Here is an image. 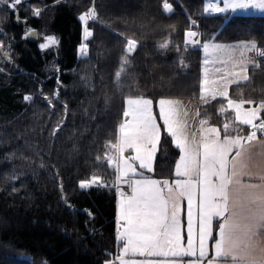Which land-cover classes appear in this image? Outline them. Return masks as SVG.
I'll list each match as a JSON object with an SVG mask.
<instances>
[{
  "label": "trees",
  "instance_id": "trees-1",
  "mask_svg": "<svg viewBox=\"0 0 264 264\" xmlns=\"http://www.w3.org/2000/svg\"><path fill=\"white\" fill-rule=\"evenodd\" d=\"M168 2L171 13L163 10V0H23L16 10L0 6V45L11 49L10 61L0 55V264H104L117 253L114 169L104 159V144L115 138L126 95L153 99L156 114L161 97H199L203 53L183 49L189 16L202 41L215 34L264 47V15L205 14L206 0ZM89 8L97 20L88 22L92 35L83 40L79 16ZM34 9H40L38 16ZM27 28L55 35L59 43L42 50L38 40L25 38ZM120 33L138 43L117 88L126 44ZM165 37L181 46L179 54L174 47L157 48ZM248 75V81L230 86L229 95L256 105L264 99V58ZM25 94L32 99L25 101ZM221 102L218 97L201 103L200 118L222 127ZM178 155L162 127L155 177L171 179ZM93 174L108 186L81 189L79 181Z\"/></svg>",
  "mask_w": 264,
  "mask_h": 264
},
{
  "label": "snow or ice",
  "instance_id": "snow-or-ice-1",
  "mask_svg": "<svg viewBox=\"0 0 264 264\" xmlns=\"http://www.w3.org/2000/svg\"><path fill=\"white\" fill-rule=\"evenodd\" d=\"M22 2L0 0V6L16 10ZM162 7L166 13L173 12L168 0H163ZM202 11L226 17L238 12L264 13V0H206ZM33 12L38 16L40 9ZM188 19L183 49L186 52L198 48L203 53L199 99L208 104L210 99L222 98L217 111L225 116L223 126L200 118L205 114L199 110L192 117L198 123L190 125L183 101L165 97L157 101L161 126L153 111V99L140 94L123 97L122 122L117 125L114 140L104 144V159L114 169L112 186L118 194L117 253L104 264H264V99L255 107L245 108L254 101L241 96L232 98L228 90L229 85L250 79L249 64L253 68L258 64L248 53L264 57V48H259L255 40L217 42L215 34L202 41L199 37L204 34L192 30L197 21L190 16ZM79 20L87 39L92 35L88 22L97 20L95 8L81 13ZM166 27L175 31L174 25ZM35 35V30L26 29L25 37ZM120 36L126 44L115 73L117 88L122 87L121 80L130 65L129 54L138 43L123 33ZM58 43L57 37L46 35L39 47L43 50ZM156 46L161 50L174 47L178 54L181 47L169 37ZM86 49L87 44L82 43L81 55ZM0 55L9 57L2 47ZM180 63L184 65L182 56ZM31 99L30 94L24 95L25 101ZM45 99L52 104L51 98ZM162 127L179 152L171 179L154 175L153 159ZM96 160L99 162L101 157ZM93 185L108 186L95 174L79 181L81 189ZM185 201L186 239L181 216ZM7 259L13 257L9 255Z\"/></svg>",
  "mask_w": 264,
  "mask_h": 264
},
{
  "label": "crops",
  "instance_id": "crops-1",
  "mask_svg": "<svg viewBox=\"0 0 264 264\" xmlns=\"http://www.w3.org/2000/svg\"><path fill=\"white\" fill-rule=\"evenodd\" d=\"M236 15H241V16H248V15H264V13H262V12H259V11H257V12H249V13H236ZM194 31H197V30H194ZM249 40H251V39H239V40H234V41H222V40H219V39H216V41L217 42H222V43H226V44H231V43H235V42H237V41H249ZM257 46L259 47V48H264V47H262V46H259L258 44H257ZM248 55L249 56H251V57H253V59L255 60V62L258 64L259 63V61L262 59V58H264V57H258V56H256V53L255 52H250V53H248ZM250 67H252V65L251 64H249V66H248V69L250 68ZM240 82H244V81H240ZM240 82H238V83H240ZM233 85V84H232ZM230 86L231 85H229V87H228V90H229V88H230ZM218 98V97H217ZM177 99H181L182 101H183V103H184V105H185V107L187 108V110L189 111V124L191 125V124H194V123H198V121H194L193 119H192V117L195 115V113L197 112V110H199V106H200V104L202 103L201 101H200V99H199V97L198 98H177ZM211 100V99H210ZM158 101V100H157ZM157 101H156V103H155V109H156V111H157V114H158V111H159V109H158V103H157ZM246 106H248V105H244V107H246ZM254 106H256V105H254ZM229 112H231V110H229ZM222 117L225 119V116L224 115H222ZM159 118V117H158ZM161 124H162V121H159ZM224 122V121H223ZM223 122H222V126H223ZM222 128V127H221ZM193 130H195V128H193ZM245 131H247V128L245 129ZM259 135V134H258ZM155 155H156V153H155ZM155 155H154V158H155ZM153 162H154V159H153ZM123 188H124V190L125 191H127L128 190V188H127V185H124L123 186ZM117 201H118V194H117V191H116V200H115V213H116V217H117ZM193 212H194V219H195V201H194V208H193ZM181 216H182V222H183V224H184V235H185V239H186V234H187V228H186V224H187V202L185 201L184 202V204H183V206H182V213H181ZM116 229H117V223H116ZM115 237H116V234H115ZM116 241H117V239H116ZM185 264H186V262H185Z\"/></svg>",
  "mask_w": 264,
  "mask_h": 264
},
{
  "label": "rangeland",
  "instance_id": "rangeland-1",
  "mask_svg": "<svg viewBox=\"0 0 264 264\" xmlns=\"http://www.w3.org/2000/svg\"><path fill=\"white\" fill-rule=\"evenodd\" d=\"M27 29H32V28H27ZM34 30V29H33ZM26 31V30H25ZM35 32L37 33V35H35L34 36V38H33V41H37L38 40V47H39V45L41 44V43H43L44 42V37L47 35V34H44V33H40V32H38L37 30H35ZM49 35V34H48ZM24 36H25V32H24ZM55 36V35H54ZM30 36H28V37H25V38H29ZM55 37H57V36H55ZM88 38V37H87ZM85 38H84V24H83V40H84ZM0 47H2V49H3V51L4 52H8L9 53V57H4V59L7 61H10L11 60V49L9 48V47H4V46H1L0 45ZM51 47V46H50ZM49 47V48H50ZM40 48V47H39ZM47 49V48H46ZM79 53L81 54V51H80V49H79ZM249 107H255L254 105H248V106H246L245 108H249Z\"/></svg>",
  "mask_w": 264,
  "mask_h": 264
},
{
  "label": "water",
  "instance_id": "water-1",
  "mask_svg": "<svg viewBox=\"0 0 264 264\" xmlns=\"http://www.w3.org/2000/svg\"><path fill=\"white\" fill-rule=\"evenodd\" d=\"M31 40H33L34 36H30Z\"/></svg>",
  "mask_w": 264,
  "mask_h": 264
}]
</instances>
